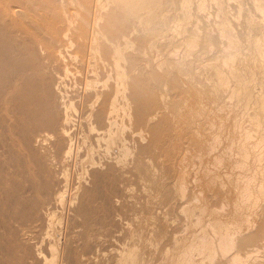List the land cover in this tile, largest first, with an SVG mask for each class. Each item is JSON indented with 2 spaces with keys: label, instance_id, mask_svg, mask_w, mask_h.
I'll return each instance as SVG.
<instances>
[{
  "label": "bare ground",
  "instance_id": "obj_1",
  "mask_svg": "<svg viewBox=\"0 0 264 264\" xmlns=\"http://www.w3.org/2000/svg\"><path fill=\"white\" fill-rule=\"evenodd\" d=\"M228 1L0 0V264H264V0Z\"/></svg>",
  "mask_w": 264,
  "mask_h": 264
},
{
  "label": "rangeland",
  "instance_id": "obj_2",
  "mask_svg": "<svg viewBox=\"0 0 264 264\" xmlns=\"http://www.w3.org/2000/svg\"><path fill=\"white\" fill-rule=\"evenodd\" d=\"M233 1V2H232ZM236 2H239L238 0H236V1H234V0H229L228 1V5L227 4H225V5H227L229 8L231 7V6H234L235 4H236ZM244 2V1H243ZM224 3H226L225 2V0H224ZM214 10V8L212 7L211 8V6H208L207 8H206V11H208V12H213V10ZM252 12V14H255V11H251ZM231 13L235 16V17H238L237 16V10H236V8H234V9H232L231 10ZM231 16V15H230ZM210 17H213L214 18V16L212 15V16H210ZM247 17V16H246ZM240 18V20L242 21V23H244L245 22V16H242V17H239ZM204 19V20H203ZM210 19H212V18H201V19H198L197 21H194V23L193 24H195L196 25V23H197V27H201V28H203L204 27V24H205V20H207V21H209V22H207V23H209V26H208V34H207V36H208V38L209 37H216L217 36V33H216V31L214 30V28H216L217 27V25L218 24H216V22L214 23V21H212V20H210ZM244 20V21H243ZM200 21V22H199ZM179 21H178V19H174V20H172V21H170V25H173V24H175L176 23V25H177V23H178ZM196 22V23H195ZM203 23V24H202ZM212 23H213V26H212ZM211 24V25H210ZM216 26H215V25ZM193 26V25H192ZM194 27V26H193ZM237 26H235V31H237V33H239V35H240V38L242 39V41H245V39L243 40V38L244 37H246L247 36V30L243 27V26H241V25H238V29L236 28ZM243 28L245 29V30H243ZM242 32V33H240V32ZM182 32V31H181ZM212 33V34H211ZM214 33V34H213ZM246 33V34H245ZM164 34H165V32H164ZM187 34V33H186ZM183 35H184V33H183ZM241 35H244V36H241ZM246 35V36H245ZM220 41V40H219ZM182 43H183V41H182ZM220 49H225V48H221V46H220ZM174 51H177V50H179V48L178 49H176V48H174L173 49ZM181 52V51H180ZM221 52H223V51H221ZM221 52H218L217 54L219 55V53H220V55L222 54ZM171 53H168V52H158V54L157 55H155V57L154 58H159L161 61L163 60V59H168V57H169V55H170ZM166 55V56H165ZM163 69V68H162ZM72 78V77H71ZM71 78H70V80H71ZM182 86V82L181 81H176V82H174V88H173V92L175 91V93H178L179 94V88L178 87H181ZM194 105V103H192L191 105L189 104L187 107L188 108H186V109H183V110H190L191 108H192V106ZM208 111H210V109H208ZM246 130H242V133H244ZM230 141L231 139H230V137H228L227 135H223V136H220V142H222V141ZM225 143V142H224ZM215 152H221V151H215ZM218 155H221V153L219 154L218 153ZM222 169L223 170H225L224 168H223V166H222ZM237 169H239V170H245L246 168H237ZM175 218H172L171 220H169V222H168V224H170L171 226H175L177 223H176V221H173ZM127 223L128 222H130L129 220L128 221H126ZM183 224H187L186 222L185 223H183ZM128 225H131V224H129L128 223ZM190 229V228H189ZM194 233L193 232H188V234H187V236H192Z\"/></svg>",
  "mask_w": 264,
  "mask_h": 264
}]
</instances>
